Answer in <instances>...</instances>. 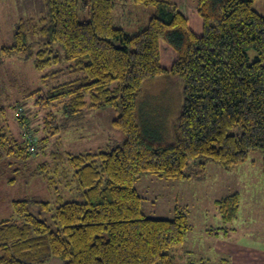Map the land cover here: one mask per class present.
<instances>
[{
	"label": "trees",
	"instance_id": "1",
	"mask_svg": "<svg viewBox=\"0 0 264 264\" xmlns=\"http://www.w3.org/2000/svg\"><path fill=\"white\" fill-rule=\"evenodd\" d=\"M16 1L29 11L40 5L43 13L20 18L14 42L1 47L4 54L32 58L43 86L62 72L75 78L32 93L49 134L30 136L25 148L13 139L6 153L26 162L38 152L31 146H45L60 131L62 110L74 118L87 108L114 107L119 114L113 125L125 137L106 149L68 154V185L72 181L80 200H64L57 182L66 172L57 167L47 178L56 205L12 201L13 216L0 220V264H174L169 250L183 243L189 217L178 207L173 218L146 216L137 184L144 174L200 178L210 162L231 169L252 150L262 152L264 169V15L253 8L254 0H199L190 11L165 0H134L156 10L145 14V28L130 33L122 24L128 6L117 0L85 1L87 20L78 17L79 0ZM249 49L256 52L252 61ZM166 75L183 82L169 143L145 133L139 112L145 82ZM17 119L28 127L24 113ZM216 203L223 220L231 221L240 193Z\"/></svg>",
	"mask_w": 264,
	"mask_h": 264
},
{
	"label": "rangeland",
	"instance_id": "2",
	"mask_svg": "<svg viewBox=\"0 0 264 264\" xmlns=\"http://www.w3.org/2000/svg\"><path fill=\"white\" fill-rule=\"evenodd\" d=\"M15 1L0 3V134H3L0 139L8 136L4 145L0 140V220L13 216L12 201L16 199L46 200L56 205L57 195L47 178L56 175L57 167L59 172H66L63 183L57 182V187L65 194L64 200H80L72 192V181L68 185L73 174L68 154L106 149L122 143L125 137L113 125L119 114L114 107L87 108L74 118L66 116L62 110L58 119L60 131L49 135L45 146L42 142L36 144V148L31 146L38 152H32L26 162L7 154L8 148L14 145L13 139L25 148L30 136L37 140L49 134L44 129L45 112L36 107L32 93L37 88L50 89L59 82L75 78V74L62 72L58 79L50 78L43 86V72L35 68L32 58L22 53L4 54L1 47L14 42L20 18L34 16L37 19L43 13L40 5L29 11ZM85 1L79 0L80 20L90 18ZM165 1L178 3L190 11L198 7L199 0ZM117 2L128 6L129 13L122 24L130 33L145 28L148 19L144 21L145 14L156 10V7L135 3L134 0ZM253 8L264 15V0H254ZM115 23L119 25L117 21ZM248 54L249 61L254 60L255 50L249 49ZM182 103L183 82L179 76L148 79L139 99L145 133L161 142H171L173 125ZM19 112L26 115L28 127L17 119ZM48 129L53 130L52 127ZM261 155L260 150H252L248 160L231 169L210 162L221 171L215 174L208 168L202 180H167L150 174L141 177L137 189L143 197L142 210L146 216L173 218L178 207L189 217L191 229L183 243L169 250L174 264H264V169ZM43 164L45 169L41 167ZM10 178H15L16 182L10 183ZM234 192L241 196L239 213L236 218L225 222L216 200Z\"/></svg>",
	"mask_w": 264,
	"mask_h": 264
},
{
	"label": "crops",
	"instance_id": "3",
	"mask_svg": "<svg viewBox=\"0 0 264 264\" xmlns=\"http://www.w3.org/2000/svg\"><path fill=\"white\" fill-rule=\"evenodd\" d=\"M9 2L10 3H13L14 2V0H9ZM16 3H17V1H15ZM0 3H5L6 4V0H0ZM18 4V3H17ZM207 168H211L212 169V171H214V173L215 174H218V173H220V171H221V169H220V167H217L216 165H213V164H209L208 166H207ZM206 168V169H207ZM262 170V169H261ZM202 179H204V178H202V176L200 177V178H191V179H189V180H202ZM152 180H154V179H152Z\"/></svg>",
	"mask_w": 264,
	"mask_h": 264
}]
</instances>
